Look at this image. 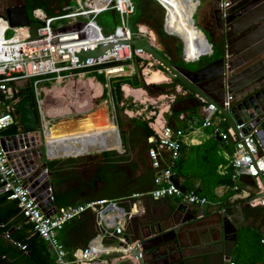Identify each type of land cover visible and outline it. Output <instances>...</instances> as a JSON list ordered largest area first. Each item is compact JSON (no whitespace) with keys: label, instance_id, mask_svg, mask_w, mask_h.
Masks as SVG:
<instances>
[{"label":"built area","instance_id":"1","mask_svg":"<svg viewBox=\"0 0 264 264\" xmlns=\"http://www.w3.org/2000/svg\"><path fill=\"white\" fill-rule=\"evenodd\" d=\"M217 4L222 19H225L231 0H219ZM62 11L57 16H47L43 10L36 9L32 12V21L35 24L31 23L29 27L12 28L6 18L0 16V192L9 194V199L16 201L20 213L32 224L34 233L47 244L55 264H106L102 260L104 257L118 253L129 255L133 244H126V237L133 235L129 228L132 219L144 214V200L174 199L180 204L199 209L193 218L204 219L205 208L210 205L209 200L199 195L194 188L181 191L172 181L176 176L178 185H182L174 170L175 165L182 147L190 141V134L201 128H212L213 135L229 147L227 163L219 166L218 171L224 175L228 169L231 170L233 194L230 202H240L251 208L264 207V196H255L263 192L259 176L264 175V150L259 140V128L250 122L231 127L214 104H206L201 100V117H186L184 114L178 116V122H187L184 126L172 127L165 123L156 128L154 112L142 119L148 121L149 128L153 131V135L146 140L147 165L154 172L150 189L117 199L101 198L61 208L54 205L50 209V216H47L23 185L26 176L7 161L1 146L3 131L14 125L18 127V131L21 129L17 113L20 92L26 87L33 90L40 123L44 120V117L41 119L38 93L42 85L61 84L74 77L95 79V75H102L105 82L109 83L111 77L133 74L134 64L129 66V63L134 57L145 56L126 44L135 39L132 38L129 27V19L135 12L131 0H71ZM108 11H114L119 22L111 32L104 33L97 24V18ZM136 27V38H145L139 36L143 33L138 24ZM9 32L12 35L8 37ZM116 43L120 44L107 50L96 60L80 63L78 55L81 52L94 51L100 46ZM125 67L131 71L113 72L114 69L123 70ZM159 98L167 99L170 103L175 99L173 95L167 94H161L156 99ZM156 99L149 101L142 111L150 112L148 109L156 105ZM231 100L232 97L227 95L221 102V107L229 109ZM137 115L140 116L141 113L137 112ZM222 123L225 126L223 130ZM247 123L251 125V129L243 134L241 131ZM237 133L241 134V139ZM242 176L256 181V186L262 191L258 192L251 185L243 184L240 181ZM45 191V200L53 202L51 188ZM83 213L93 216L95 234L86 247L69 251L59 241L58 233L68 221ZM216 213L223 216L225 209L219 205ZM4 236L9 238L8 233ZM261 242L264 243V240ZM13 244L22 251L26 248L19 243ZM224 261L234 264L226 257ZM134 263L136 264L135 260Z\"/></svg>","mask_w":264,"mask_h":264},{"label":"water","instance_id":"2","mask_svg":"<svg viewBox=\"0 0 264 264\" xmlns=\"http://www.w3.org/2000/svg\"><path fill=\"white\" fill-rule=\"evenodd\" d=\"M156 2L164 9L159 1ZM244 2L247 3L245 0H231V5L226 10L227 17L225 19L221 18V12H219L217 24L221 28L223 20L227 28L224 36L226 42L224 54L221 58L196 71L171 65L166 56L160 54L159 50L146 38H135L126 44L133 46L139 53L148 55L172 78L186 87L199 104L201 100L206 104H214L221 116L226 119L227 125L234 127L244 122H250L251 125L257 126L264 133V0L240 8ZM255 5L258 7H255ZM216 6L218 7V4ZM5 18L12 28L29 27L32 22L24 5L9 9ZM165 25L166 14H164L163 19V31L166 35L181 41L183 46L182 57H185L184 41L179 36L167 33ZM119 44H107L100 46L94 51L81 52L78 55L80 63H84L86 60H96L104 52ZM210 47V53L201 57L212 55V44H210ZM199 60L200 58L196 61H191V63ZM141 77L143 78L142 73ZM227 95L232 97L229 109L221 107V102ZM32 104L33 100L29 96H23L20 99L18 111L21 129L17 134L2 136L1 146L6 153L7 161L14 167L19 168L21 173L26 176L23 179V185L28 188L31 197L35 198L39 208L47 216H50V209L55 205L54 201L48 202L45 200V190L47 188H51L52 194H54V187L50 180L52 174L47 169V161L50 159L47 155L44 131L42 133L39 131L40 124ZM251 125L247 123L241 132L245 134L251 129ZM237 136L241 139L240 133H237ZM216 139L220 141L219 138ZM101 154L102 152L78 155L77 158L85 157V164L88 165L92 162H97ZM259 180L264 188V175L259 176ZM172 181L181 191L184 192L186 190L183 185H178L176 176L172 178ZM240 181L257 189L256 181L251 180L248 176H242ZM262 196H264V191L256 195L259 198ZM244 208L241 204L228 207L225 210V214L220 216L223 228L230 222L233 225L240 226L243 222ZM181 211H184V208L182 209L180 204L174 214ZM227 217L230 219L228 220ZM172 219L175 220L174 215H172ZM187 220L189 221L190 219ZM147 224L141 228L138 239L133 240L130 236L126 237V244L129 241H137L129 252V256L136 261V264H156L159 260H163L167 256L160 257L158 251L166 242H160L152 246L150 245L151 242H179L180 234L184 233L183 229L179 228L181 223L178 222L175 224L174 231H172L174 238L167 240L165 236L171 231L163 233L161 223H159L157 226L159 227L158 231L154 232L151 230L154 228L152 223L149 222ZM225 233L227 234L224 230ZM230 238L229 236H224V239L228 240ZM145 256H149L151 260H146Z\"/></svg>","mask_w":264,"mask_h":264},{"label":"trees","instance_id":"3","mask_svg":"<svg viewBox=\"0 0 264 264\" xmlns=\"http://www.w3.org/2000/svg\"><path fill=\"white\" fill-rule=\"evenodd\" d=\"M71 0H29L27 3L30 4V10L34 11L36 9H41L45 12L47 16H57L60 13H63L62 8L68 4H70ZM107 13V12H106ZM108 14L111 18L112 24L114 26L119 22L118 16L114 11H108ZM135 21L133 24L134 31H132V38H136L137 35V27L136 24H139L140 21L148 22L152 25L154 30L156 31L157 35L162 40L170 39L172 43H174V54L178 59L177 64H182L183 59L182 57V43L179 39L175 37L168 36L163 31V19H164V12L160 5L155 4L153 0H144L143 3L139 4L135 8ZM194 13L190 12H181L176 16L179 17V24L182 28H188ZM32 19V17H31ZM97 24L102 28L104 33H109L113 30L111 25L104 21L100 20L99 17L97 18ZM130 20V19H129ZM193 22V21H192ZM33 25L35 24L32 21ZM185 32L184 30L182 31ZM191 33V31H190ZM192 35V33H191ZM207 39V38H206ZM208 41V40H207ZM209 44H211L208 41ZM213 48V47H212ZM163 55V54H162ZM213 55L209 56V59H213ZM169 60V59H168ZM201 60V59H200ZM140 59L138 57H134L132 63H134L135 72L131 75L127 76H118V77H111L109 79V87H110V94L112 98V103L116 108L118 105L122 104V107L128 108L131 104L130 102L124 97V93L121 90L123 85H127L132 89H139V88H149L148 85L145 84L143 78L140 75V68H138ZM171 65L174 64L169 60ZM158 69L165 72L166 71L158 66ZM94 76V75H93ZM97 81L104 85L103 89V97H106L107 88L105 86V79L102 75H95ZM175 84L180 85L183 90H188L184 87L179 81L173 78ZM167 94V93H166ZM21 98L23 96H29L33 100V108L35 110L36 116L39 121V114L37 110V104L35 101V94L30 87H26L24 90L20 92ZM191 95L187 96L190 97ZM121 107V108H122ZM190 110V109H189ZM17 113L19 111L17 109ZM178 114L173 113L172 116ZM137 128L139 129V136L141 137L143 142H146L147 138L153 135V131L149 128L147 121H137ZM17 126H11L10 128L3 131L2 135H14L17 134ZM68 141H75L73 139H69ZM68 141H66L61 147V149L54 155L53 158L49 157V159H60L66 158L73 155L74 147H70L68 145ZM50 143H47V147ZM217 142L214 140H208L205 143L190 148L186 155L185 147L181 149V155L178 158L176 165H175V172L178 177L184 179L183 186L191 189L190 178L191 177H198L201 178L200 188L196 189V192L199 195L205 196L206 198L213 200L215 198L213 190L218 186H229L233 185V181L231 179V170L228 169L224 175H220L217 171V167L219 164H226L227 161L222 157H218L217 155ZM220 144V143H219ZM226 150H229V147L225 145ZM102 157L106 159L107 162L110 163L111 166H107L108 168H113L115 166V162L110 160L111 155H116L114 152H103ZM70 162H78L80 159H69L67 160ZM47 169L55 178V182H59L58 184L60 187L62 186V182L65 180L64 178H60V173L63 169V164L59 161H48L47 162ZM146 171V172H145ZM145 173L142 174V178L145 179V182L139 183L137 187L131 186L127 191L123 194L131 195L132 193L142 192L149 188L146 185L150 180L152 182V172L145 168ZM200 173V174H198ZM73 176L77 175V171L75 169L72 170ZM119 179L115 181V184H119ZM61 190V189H60ZM59 189L54 190V203L58 208L67 207L65 201L62 199V194H60ZM111 194H108L110 196ZM115 195L112 194L110 199H114ZM228 197V196H227ZM225 197L224 199H226ZM85 202V201H84ZM83 202H76L72 205L81 204ZM93 216L90 213H83L78 218H73L72 220L68 221L63 229L58 233L59 241L64 245L65 249L72 251L75 249H82L86 247L90 239L94 236L95 232L92 230L93 225ZM5 233H8L9 238H5ZM251 238H254L255 241H260L261 236L255 237L253 234L250 235ZM13 243H19L21 245H25V250H21L20 248L16 247ZM0 264H55L54 258L51 255L50 250L47 247V244L33 231L32 224L27 222L26 218L20 213V209L17 206L16 201H12L9 199V194L7 193H0ZM235 264V262H234Z\"/></svg>","mask_w":264,"mask_h":264},{"label":"rangeland","instance_id":"4","mask_svg":"<svg viewBox=\"0 0 264 264\" xmlns=\"http://www.w3.org/2000/svg\"><path fill=\"white\" fill-rule=\"evenodd\" d=\"M134 7L136 8L139 4L143 3L144 0H131ZM155 4H158L155 0H153ZM196 1L199 2L196 3ZM214 0H191L189 2V5L186 8L181 9L179 12H190L194 13L193 15V22H192V30L195 28L194 33L197 36H205L207 40L212 44V51L215 53L219 52V44L216 40H213L209 33L204 30L203 28V22L206 21L208 16L204 19V15H206V11L213 5ZM164 3H168V1H164ZM163 3V4H164ZM74 3L72 2V5ZM170 4V3H169ZM159 5V4H158ZM198 6V7H197ZM192 8H194L196 11L192 12ZM197 8V9H196ZM163 9V8H162ZM164 14H166L165 8L163 9ZM179 14V13H178ZM100 20H104L108 22L111 25V28H114V24L111 22V18L107 13H103L99 16ZM30 20L31 17H30ZM98 20V19H97ZM135 21V15H132L129 20V27L132 31H134V24ZM209 21V20H208ZM145 24L148 26H151L148 22L140 21L138 24V28L140 29L139 25ZM172 27H175L176 30L179 29V23L177 21V24H173ZM168 32L175 33L173 31V28H169ZM184 35V33L182 32ZM202 34V35H201ZM11 32L8 33V37L11 36ZM143 36L146 39H148V36L145 34L139 35ZM149 40V39H148ZM162 44L158 47H156L160 54H163L166 56L167 59H169L174 64H177L178 59L174 54V43L170 39L168 40H162ZM153 45V44H152ZM210 47V46H209ZM209 52V50H208ZM192 57V56H191ZM140 59L139 67L140 68V75L143 74V78L145 81V84L149 86V88H139L142 91L144 90L145 96L147 98H154L158 95L161 96V94L167 95H173L175 97L174 102L170 103L167 99H160L157 100L156 105L151 106L152 109L149 107L148 111L150 112H144L142 109L145 105L149 104V101L144 97L142 99H137L136 97L128 96L124 91L123 85V93L124 97L126 98L131 104L128 108L122 107V105L114 106L112 103V98L110 94V87L109 83H105V86L107 88V94L106 97H103V89L104 85H102L100 82L97 81V78L93 79L92 77H85L83 79L80 78H72L70 80H66L61 84H48V85H42L38 93L40 94L39 100H40V111H41V119L44 117L43 121H40L39 125V131L42 133L47 126L54 127L62 122H69V123H77L80 120H84L89 116L90 114L100 112L99 109L104 108L106 110L107 116L114 120V125L100 128L102 130L97 131L98 129H95V132H90L85 134H70L67 136H60L57 138H46L47 143H51L48 148L49 152H52L55 149V146L62 142V141H68L69 139H76L77 141L80 140V137L84 135V138L82 137L80 142L74 141V143L70 144V147H74L73 149V155L67 157V158H60V159H51L54 161H59L63 164V171L60 173V178H64L67 176L68 173H70L73 169L77 171L79 174V171H81L83 164L85 163V157L83 158H77L78 155H88V154H97L101 153V149H108V151L105 152H114L116 155H111L110 160H113V162L117 163V168L120 166H126L128 168V172L132 177L139 174L141 171H144L145 168H147L146 163V142H143L141 137L139 136V129L137 128V121H144L142 119H145V116L147 114L152 115L151 112H154L155 115L159 114L161 111V108L169 107L168 104H170L171 108L179 107L181 105H184L182 99L183 98H189L185 95V92L181 90V86L174 83L173 78L166 72L161 71L158 69V65L150 58H143L138 57ZM182 58V57H181ZM206 59V57H201L200 59ZM183 59V58H182ZM196 63V62H194ZM132 62L129 63V66H131ZM134 64V63H133ZM182 64H189L193 65L189 60L183 59ZM155 70L157 72H161L164 74L168 82L166 84H160L155 85L148 82L146 76H145V70ZM122 70H120L121 72ZM131 71L129 68L125 67L124 73ZM123 75H129V74H123ZM88 80H91L95 83V85H91ZM138 90V89H136ZM185 96V97H184ZM191 97V96H190ZM151 103V102H150ZM122 107V108H121ZM137 112L141 113V115H137ZM171 112V109L169 110V113ZM153 115V117L155 116ZM148 122V121H147ZM149 126V123H148ZM46 130V129H45ZM107 131V132H106ZM112 132V133H111ZM84 133V132H83ZM120 136V144H119V150L124 151L123 153H119L116 148L112 149L115 145V136ZM86 136V137H85ZM65 141V142H66ZM72 142V141H71ZM67 143H70L68 141ZM79 143V144H78ZM78 144V146H77ZM90 148V149H89ZM225 151H222V155ZM103 153V152H102ZM48 155V154H47ZM75 157V158H73ZM224 157V156H223ZM69 159H80L78 162H68ZM97 162L103 163L102 155L98 159ZM95 162H92V164ZM69 175V174H68ZM120 179L122 181V176L118 175L116 177V180ZM108 189H103V192H107ZM240 239L243 238V241H238L237 245L234 246V251L231 253V257H233L235 260L239 257L241 260L242 258H245L246 260L252 262H255L258 258L256 246L263 244H260L259 241H255L254 238H251L250 235L252 233H247L246 229H240L239 231ZM238 247V248H237ZM117 256V255H116Z\"/></svg>","mask_w":264,"mask_h":264},{"label":"crops","instance_id":"5","mask_svg":"<svg viewBox=\"0 0 264 264\" xmlns=\"http://www.w3.org/2000/svg\"><path fill=\"white\" fill-rule=\"evenodd\" d=\"M139 27H140V25H139ZM190 31L193 34L192 28L190 29ZM146 35L150 39V41H151L150 43L153 44V46L158 47L161 45L159 43V41L156 40V37L154 35L153 36H149L148 34H146ZM188 36H191V35H188ZM201 37H204V36H201ZM206 43H207V40H206ZM221 44H220V46L222 48ZM207 49H208V44H207L206 50ZM193 58H195V57H193ZM146 71H147V69L145 70L144 74L147 78ZM154 72H155L154 79L151 82H150V80L147 79L149 83L155 84V85H160V84L163 85V84H166V82H168V79L164 74H162L161 72H157L155 70H154ZM156 76H157V78H156ZM88 81L90 82V84L92 86L95 85V83L92 82L91 80H88ZM124 91L128 96L136 97L137 99H142V97H144L148 101L149 100L153 101L154 98L156 99L159 96L158 95V96L151 98V99L147 98L145 96L144 90L142 91L141 89H138V90L132 89L131 87H129L127 85L124 86ZM160 99H163V98L156 99V101L160 100ZM182 101H183L184 105H181L180 107L178 105V107H175L174 109L171 108V106H170V108L169 107H165V108L162 107L159 114H156V118H155V124L156 125H155V127L158 128L160 126H163L165 123L169 124L172 127L184 126L185 124H187L186 121L183 123H180L177 120L178 116L181 114L186 115V117H192L194 115H197L199 117L202 116V111L199 109L200 108L199 103H198L197 99H195L194 96H193V98H191V97L183 98ZM168 106H169V104H168ZM170 109H171V112L169 113ZM173 113L178 114V115L172 116ZM223 128H225V126L222 123L221 129L223 130ZM17 130H18V128H17ZM18 132L19 131H17V133ZM258 135H259V140H260L261 146L264 150V140L262 139L260 133ZM7 136H11V135H7ZM52 138H57V137H52ZM216 138L217 137H215L213 135L212 128H201V129L195 130L194 133L190 134V137H189L190 141H188L187 144L184 145V147H185L184 154L186 155V153H188V151L192 147L199 146L208 140H210V141L214 140L218 143L217 144V151H216L218 157H222L223 159H225V161H227L226 158L228 155V151L225 149L223 142L217 141ZM73 140L77 141L76 139H73ZM80 140L77 142H80ZM65 141L58 143L52 152H49V150H48L49 149L48 147L51 146L50 145L51 143H50L49 146L47 147L48 156L53 158L54 155L61 149V147L64 146L63 144L65 143ZM71 143H68V145H70ZM78 144H77V146H78ZM119 144H120V141L118 143H116L112 149L116 148V150L119 153H123L124 151L119 150L120 149ZM100 151L105 152V151H108V149H101ZM222 151H225L223 154L224 157L221 156ZM49 161H51V159ZM52 161H54V160H52ZM110 163H112V162H107L106 159H104V158H103V163L101 162V164L106 167V171H107L106 175L107 176H110L111 170H110V168L107 167L109 165L111 166ZM146 163H147V158H146ZM116 165H117V163H115V167H117ZM219 166H223V165L219 164L218 167ZM218 167H217V171H218ZM147 169H149L148 165H147ZM150 171L152 172V174H154V172L152 170H150ZM145 172L141 171L139 174L135 175L134 177H132V175H130L131 177L129 178V181L131 180V186L137 187L139 185V183L145 182V179L142 178V174ZM218 173H219V171H218ZM68 174L71 175V173H68ZM68 174H67V176H69ZM198 174H200V173H198ZM72 178L74 179V178H76V176L72 175ZM200 178H201L200 176L191 177L190 178L191 187H194V189L200 188V184H201ZM51 179H52V177L50 178V180ZM119 181H121V180H119ZM179 181L181 182L182 185L184 184V179L179 177ZM259 182H260V180H259ZM146 185H148L147 188L150 189L152 187L151 180ZM260 185L262 186L261 182H260ZM65 188L66 187H64L60 190V194H62V199L65 201V203L67 205H72V204L76 203L77 201L78 202L81 201L84 203V201L85 202L86 201H92V200H97V199H101V198L110 199V198H108V197H110V196H108V192H100L99 191L96 193H89V192L82 191V190H75L74 193L68 194ZM231 188H232V186L229 187V186H225V185L216 187L213 190L215 198L213 200H210L207 198L210 202V205L206 206V208H205V212H206L205 218L203 220L197 221V223L196 222L190 223L189 225H187L185 227L184 230H185L186 234L185 235L183 234L182 240L188 241L187 245L190 246V249H189L190 251L189 250L186 251L187 256L189 258V264H227L224 261V257H226V258L229 257L230 261L233 263L235 262V264H264V246L262 247L261 245L256 246L258 258L256 259L255 262L251 263L250 261L246 260L245 258H242V260H241L239 257L235 260L233 257H231V255H232L231 253L234 251V246L237 245L238 241H243V238H244L243 237L240 239V236H239L240 229H246L247 233L248 232L252 233L255 237L261 236V240H264V229H261V231L257 230L253 226V222L255 220L253 219V217H250V215H248L244 210H243V222L240 224V226L233 225L231 222L228 223L224 228L220 226V224L222 223L220 221V218H218V215H220V214L216 213L219 205H221L225 210L228 207L236 205V204L243 205L240 202H230L231 201L230 196L233 194V191ZM125 191L126 190H122L119 193H114V195H115L114 197H116L114 199L121 198L124 195H126V194H123ZM257 191L261 192L262 189L257 187ZM263 191H264V188H263ZM225 197H227V198L224 199ZM179 205H180V203L174 199H162V200H158V201L144 200L143 201L144 214L140 217H136V218L132 219L131 225L129 226L130 231L133 234L132 236H130V238H132L133 240L138 239L139 235H140L141 228L148 225L147 223H149V222H151L152 225L154 226V228L151 229L154 232L158 231L159 227H157V226L159 223H161L160 225H161V230L163 233H168V231L172 232L171 228L173 226L175 228L176 223L180 222L181 224H183L182 223L183 221H185L184 223L188 222L187 217L188 216H190V217L194 216V214L199 210L195 207L185 205L184 211L173 214L174 219H175L172 222L173 226L170 227L169 223H168L170 230H168L167 228L165 229L164 224H163L164 222H166V220L165 221L163 220V219H165V218H163L164 212L167 210H169V211L176 210ZM212 206H215V207L211 209L210 207H212ZM259 208H261V207H259ZM211 210H213V211H211ZM227 219L229 220L230 218L227 217ZM162 225H163V227H162ZM92 230H94V232H95L94 222L92 225ZM224 230L227 232V234L226 233L224 234ZM224 236H229L231 238L227 240V239H224ZM261 240L259 241V243L264 245V243H261ZM135 242H137V241H129V244H133L132 246H134ZM102 260L106 261L105 262L106 264H135L134 260H132L129 257V255H126L124 253L113 254V255L102 258Z\"/></svg>","mask_w":264,"mask_h":264},{"label":"flooded vegetation","instance_id":"6","mask_svg":"<svg viewBox=\"0 0 264 264\" xmlns=\"http://www.w3.org/2000/svg\"><path fill=\"white\" fill-rule=\"evenodd\" d=\"M27 1L29 0H0V16L1 17H6L7 13L9 12V9H12L13 7H16L18 5H24L26 7V11L27 14L30 17H32V12L30 10V4L27 3ZM247 3H242L240 8H244L249 4H256L258 3V1L260 0H245ZM217 5V0H214L213 5H211V7L206 11V15H204V19L208 16V18L206 19V21L203 22V28L205 31H207V33H209V35L211 36V38L213 40H216L220 46V44L222 45V48L220 46L219 48V52L215 53L212 51V55L214 56L213 59H209V58H202L201 60L197 61L196 63H193V65H189V64H181L179 65V63L176 65L180 68L183 69H188L190 71H196L210 63H212L213 61H215L216 59H219L223 56L224 54V47L226 46V42H225V34H226V25L224 23V21L222 20V27L219 28V25L217 24V20H218V15H219V9L216 6ZM259 5V4H257ZM257 5H255V7H258ZM221 14V13H220ZM221 18H222V14H221ZM209 20V21H208ZM32 21V20H31ZM209 57V56H207ZM181 90L185 92V95H191V98H193V94L189 91V90H183V88L181 87ZM112 133V132H111ZM259 133L262 137V139L264 140V133L263 131H261V129L259 130ZM114 135V133H113ZM115 136V144L119 142L120 140V136ZM48 162V161H47ZM87 164H83V167L81 169V171H79V174L77 173L76 178H72V172L71 175L65 177L64 181L62 182V186L60 187V185L58 184L59 182H55V178L53 177V179H51V182L53 184L54 190L56 189H62L64 187H66V191L68 194L74 193L75 190H82V191H86L89 193H96V192H103V189H108L107 192L108 194H114V193H119L122 190H128L129 187H131V180L129 181V178L131 177L129 172H128V168L126 166H120L119 168L117 167H113L110 168V176H107L106 173V167L104 165H102L100 162H95V163H91L88 164L87 167H85ZM109 171V170H108ZM118 175L122 176V181H120V183L117 185L115 184L116 181V177H118ZM118 180V179H117ZM120 180V179H119ZM110 195V196H111ZM185 205H182V209L184 208ZM244 211L250 215V217H253V219L255 220L253 222V226L261 231V229H264V207L261 208H255L252 209L249 206H245L244 205ZM175 210L173 211H165L164 212V217L165 219H163L164 221L166 220V222H164V227L165 229L167 228L168 230H170L169 226H173L172 222L174 221L172 219V215L174 214ZM193 217V216H192ZM190 216H188L187 218L190 219L188 222L183 223L179 226V228L183 229L184 233L180 234V241L176 242V241H153L151 242V246L154 244H158V243H162V242H166V244L159 249L158 251V255H160V257H165L163 260H159L158 262H156V264H189V258L187 256V250L190 249V246L187 247V243L188 241H183V234L185 235V228L187 225H189L190 223H197V221L195 218H192ZM192 218V219H191ZM218 218H220V216L218 215ZM203 220V219H202ZM169 223V226H168ZM221 227L222 223L220 224ZM163 227V225H162ZM172 231H174V226L171 228ZM157 232V231H156ZM165 238L167 240H171L174 238V234L168 233ZM190 251V250H189ZM229 258V257H227ZM146 260H151L149 256H145Z\"/></svg>","mask_w":264,"mask_h":264},{"label":"bare ground","instance_id":"7","mask_svg":"<svg viewBox=\"0 0 264 264\" xmlns=\"http://www.w3.org/2000/svg\"><path fill=\"white\" fill-rule=\"evenodd\" d=\"M120 1L123 2V1H127V0H120ZM156 1H159L166 10L165 29H166L167 33L174 35V36H179L184 41V43H185V58L186 59H188L190 61L191 60L196 61L198 58H201V56L210 53L211 47H209L210 44L208 43V41L206 43V38L201 37V36H197L194 33V30H196L195 25H194V28L192 30L193 34L191 35L190 29L192 28L193 19H192L188 28L187 27L182 28V26L180 24H179L180 30H176L175 27H172L173 24H175V23L177 24V21H178V23L180 21L179 17H177L176 14L180 13L179 11L181 9L186 8L189 5V2L191 0H166V1H168V3H164L165 0H156ZM196 3H199V2L196 1ZM192 12H195L194 8H192ZM169 28H173V31L176 32V34L168 32ZM140 30L145 35L146 34H148L149 36L154 35L156 37V40L159 41L160 44H162L161 38L158 37V35H157V33L153 27L145 25V24H140ZM183 30L185 31L184 35L182 34ZM188 35H191V36H188ZM149 41H150V39H149ZM207 44H208V49L206 50ZM208 50H209V52H208ZM143 57L149 58L148 55H145ZM193 57H195V58H193ZM120 70H121L120 68L114 69L113 72L117 73V72H120ZM122 71H125V68ZM146 75H147V79L150 80V82H151L155 77V72H154V70L147 69ZM156 78H157V76H156ZM122 88H123V86H122ZM99 111L100 112L90 114L89 116H87L86 119L80 120L75 124L69 123V122H62V123L58 124L57 126L49 127V126H47L48 124L46 123V127H45L46 130L44 129L45 144H47L46 138L60 137V136H67L70 134H81V133L86 135L87 133L95 132L96 131L95 129H98L97 131H99V130H102L100 128L112 126L114 124V120L110 119L107 116L106 110L104 108H102V109H99ZM82 137L84 138V135H82L80 137V139ZM72 143H74V141ZM46 148H47V145H46Z\"/></svg>","mask_w":264,"mask_h":264},{"label":"clouds","instance_id":"8","mask_svg":"<svg viewBox=\"0 0 264 264\" xmlns=\"http://www.w3.org/2000/svg\"><path fill=\"white\" fill-rule=\"evenodd\" d=\"M181 205H183V204H181ZM251 208V207H250ZM256 208H259V207H256ZM252 209H254V208H252ZM262 243V242H261Z\"/></svg>","mask_w":264,"mask_h":264}]
</instances>
